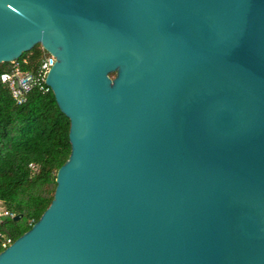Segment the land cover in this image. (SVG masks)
Listing matches in <instances>:
<instances>
[{
    "label": "water",
    "instance_id": "95a60500",
    "mask_svg": "<svg viewBox=\"0 0 264 264\" xmlns=\"http://www.w3.org/2000/svg\"><path fill=\"white\" fill-rule=\"evenodd\" d=\"M35 44L70 149L0 264H264V0H0Z\"/></svg>",
    "mask_w": 264,
    "mask_h": 264
},
{
    "label": "trees",
    "instance_id": "16d2710c",
    "mask_svg": "<svg viewBox=\"0 0 264 264\" xmlns=\"http://www.w3.org/2000/svg\"><path fill=\"white\" fill-rule=\"evenodd\" d=\"M44 54L35 44L14 61L21 71H34ZM11 68V62L0 63V73ZM67 131L68 119L49 88L32 87L16 104L0 83V205L11 213L0 215V251L5 239L29 229L49 204L55 171L69 154Z\"/></svg>",
    "mask_w": 264,
    "mask_h": 264
},
{
    "label": "built area",
    "instance_id": "2783aa9c",
    "mask_svg": "<svg viewBox=\"0 0 264 264\" xmlns=\"http://www.w3.org/2000/svg\"><path fill=\"white\" fill-rule=\"evenodd\" d=\"M53 61V56L45 52L34 71H21L18 63L13 60L11 61V70L9 72L0 73V83L6 85L14 102L20 104L24 101L25 94L32 87L41 89L46 86L44 78ZM0 215H11V213L4 210L0 211ZM9 243L10 241L5 239L4 242L1 243V246L4 248Z\"/></svg>",
    "mask_w": 264,
    "mask_h": 264
},
{
    "label": "rangeland",
    "instance_id": "374dc122",
    "mask_svg": "<svg viewBox=\"0 0 264 264\" xmlns=\"http://www.w3.org/2000/svg\"><path fill=\"white\" fill-rule=\"evenodd\" d=\"M0 211H4L3 207L0 205Z\"/></svg>",
    "mask_w": 264,
    "mask_h": 264
}]
</instances>
